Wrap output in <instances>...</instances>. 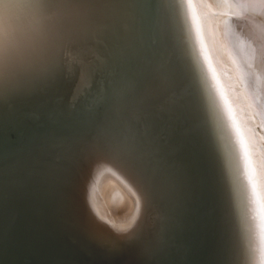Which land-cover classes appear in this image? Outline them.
Listing matches in <instances>:
<instances>
[{
	"label": "bare ground",
	"instance_id": "bare-ground-1",
	"mask_svg": "<svg viewBox=\"0 0 264 264\" xmlns=\"http://www.w3.org/2000/svg\"><path fill=\"white\" fill-rule=\"evenodd\" d=\"M228 41L264 112L262 0H0V264H178L177 240L184 264H264V169L238 157ZM188 154L220 228L230 211L222 243L185 207Z\"/></svg>",
	"mask_w": 264,
	"mask_h": 264
},
{
	"label": "water",
	"instance_id": "water-1",
	"mask_svg": "<svg viewBox=\"0 0 264 264\" xmlns=\"http://www.w3.org/2000/svg\"><path fill=\"white\" fill-rule=\"evenodd\" d=\"M138 4H140V3L138 2ZM139 6L136 8V11L138 10L137 13H138V16H139V18H138L139 27L142 26V25H145V27H146V25H147L148 27L146 29H147L148 37L149 38H150V36L152 37L151 31H152L153 35L156 37L157 30H155V26L152 23L153 18H151V17L148 18V16H145V13L141 10V7H139ZM138 51L140 53V50H138ZM1 105H5V104H1ZM24 108H25V106H22L20 109H24ZM0 110L3 111V108L0 107ZM206 131H207V126H206ZM183 140H186V138L183 137ZM181 159L184 160V163L182 164V172H180V175L182 177L183 172H184L186 178H189V180H190L189 189H184L183 185H182V188H183V190L185 192V198H184L185 207L190 206L189 208H192L191 209V216L193 218V222H195L198 219L204 220L205 224H207V226H205V224H204V226L207 227V231L208 232L210 231L211 228H213V225H215L214 228H216V230H213V231L209 232L208 237H210V236L211 237H216L215 243H219V238H220V241L222 243L223 235H224V231H225V229L223 227V225H224L223 222L226 225H228V221H226V219H227L228 213L230 211L229 212L226 211V213L222 216V220L223 221L221 223L222 227L220 228L218 226V220H215L217 218L216 214L218 213L217 209H215L214 207L212 208L213 205L210 203V201L208 199L209 198L208 197L209 196L208 192H209V187H210L209 184L210 183H209L206 167H204V165H203V163L206 165L205 161H203V163H202L201 158H200V156L198 154H196V156H193L194 163L191 161L192 157H189V154L186 155L185 157L181 158ZM196 162L200 163L198 173L192 169V167H197L198 168V163H196ZM179 170H181V169H179ZM192 180L194 181V184H193ZM226 182H227V180H226ZM227 184H226V187H227ZM228 195H229V191L227 190V196ZM209 208H212V209H209ZM227 208L230 210L228 204H227ZM211 210L213 211L212 215L210 214V212L208 213V211H211ZM157 215L158 214H156V216ZM174 220H176V217H174ZM196 229L198 230V228H196ZM144 232L145 231L142 232V229H140V230L138 229V230H136L134 232L135 234L134 233L129 234L128 236H129L130 240L127 241V242L122 243L118 247V249H116L115 251H113L111 253V254H113L114 261L117 262L119 258L124 256L125 253L128 252L127 251L128 249L133 251L135 249V246L137 245V243L138 242H142L141 240L144 238ZM210 233H212V234H210ZM211 237L209 238L210 240H211ZM71 238L74 239L73 241H75V237L71 236ZM198 239H199V241H198L199 244L198 245L200 247L201 246L203 247V242L205 244V242H206V240L208 238H206L204 240V238H199V235H198ZM213 240H214V238L211 241H213ZM81 243H84L86 245V240H82ZM180 243L181 242L179 240L174 241L173 250L169 249L167 251V253H175L176 256L174 255L173 261L174 262L176 261V263L179 261L178 264H184V262H186V257H185V253L183 254V251H182L183 248L182 249H181V247L179 248L180 254H178V252H177V248L179 247ZM204 247H205V245H204ZM8 250L14 251L13 249H8ZM22 251L26 253V251L21 249V251L18 252V254L23 253ZM217 251L219 252V248L217 249ZM228 251H229V249L226 248L225 251H224L225 257L227 255ZM181 252H182V254H181ZM156 256H154V257H156ZM18 257H20V256H18ZM176 258H177V260H176ZM137 261L138 260H137V257H136L132 261L129 260L128 264H136ZM155 261L156 260L154 258L148 264H155L154 263ZM125 263L126 262H124V264ZM10 264H20V263L18 261H14V262H10Z\"/></svg>",
	"mask_w": 264,
	"mask_h": 264
},
{
	"label": "rangeland",
	"instance_id": "rangeland-1",
	"mask_svg": "<svg viewBox=\"0 0 264 264\" xmlns=\"http://www.w3.org/2000/svg\"><path fill=\"white\" fill-rule=\"evenodd\" d=\"M219 11H218V13L219 12H221V13H223L224 11H226V9L225 8H223L222 6H220V8L218 7L217 8ZM227 42V41H226ZM228 48H229V55H230V57L233 59L232 61L234 62V63H231L232 64V66H233V72H231V74L233 75H231L232 76V81L231 82H229L228 84L230 85V86H228V88L230 89V94L232 95H230L231 97H232V105H238V106H234V110L233 109H231V111L232 112H234V114H236V117H237V119H235L234 117V120H233V118H232V116H230V123H232L233 121H235V122H233L234 124H235V126H238V129H239V131L243 134V132H244V136H246V137H243V140L241 141V139H240V141L239 142H237V145H236V143H235V145H236V147H237V153H238V157H240V159L242 158V157H244V156H242V154H241V152H242V150H244L245 151V153H247V156H246V159H248L249 161H250V163H251V165L253 166V164L254 163H256V161H257V158H259V161L257 162L258 164H260V168H262V169H264V133H263V131L261 132V126L263 125V127H264V112L262 111V108H261V106L258 104V99H257V101H256V97H255V94H254V92H252L251 90H250V83H249V79H247V77L245 76V75H243V71H245V70H243V71H241V68H242V66H241V64H239L238 62V60H237V53H236V49L233 47V45H231L230 44V42L228 41ZM233 48V49H232ZM233 51V52H232ZM229 57V58H230ZM230 58V59H231ZM236 58V59H235ZM227 60V59H226ZM229 60V59H228ZM238 61V62H237ZM234 64V65H233ZM236 66V67H235ZM202 71H203V69H201ZM204 72V71H203ZM243 76L245 77L244 79H243ZM207 81H206V85H207V83H208V85H207V87L208 88H211L214 84H213V81L211 80L210 81V79H206ZM223 81H222V79H221V83H222ZM211 83H212V85H211ZM246 84V85H245ZM224 85V84H223ZM248 85V86H247ZM217 86H220V84L218 83V85ZM242 87H244V89L242 88ZM223 88V87H222ZM227 88V87H226ZM234 88V89H233ZM246 88V89H245ZM223 89H225V88H223ZM226 90V89H225ZM235 90V91H234ZM245 91V92H243V91ZM234 91V92H233ZM249 91V92H248ZM235 93V94H234ZM246 93V94H245ZM234 94V95H233ZM238 94V95H237ZM240 94V95H239ZM236 95V96H235ZM247 95H248V98H247ZM239 96H241V97H239ZM233 97H234V99H233ZM236 97H238V98H240V99H237ZM245 98V99H244ZM247 98V99H246ZM250 99V100H249ZM254 100V101H253ZM249 101V102H248ZM244 102V103H243ZM255 102V103H254ZM260 102V101H259ZM233 103H235V104H233ZM254 105H253V104ZM255 104H256V106H255ZM260 104H261V102H260ZM239 105H241V106H239ZM245 108H244V107ZM254 106V107H253ZM253 107V108H252ZM256 107V109H254ZM259 107H260V109H261V111H258V110H260L259 109ZM241 108V109H240ZM253 110V111H252ZM243 113H242V112ZM246 112V113H245ZM241 113V115H239ZM245 113V114H244ZM256 113V114H255ZM258 113V114H257ZM255 116V117H254ZM258 116V117H257ZM257 117V118H256ZM254 119H255V121L257 122V125H256V129H255V121H254ZM259 119V120H258ZM241 120V121H240ZM244 120H245V122H244ZM248 121H251V122H248ZM262 121H263V123H262ZM241 122V123H240ZM259 122V123H258ZM237 123H239V125L237 124ZM247 123V124H246ZM237 124V125H236ZM242 125V127H241V125ZM245 124V125H244ZM248 125V126H247ZM230 124L229 123H227V125L225 126L226 128V130H228L229 131V129H230ZM247 126V127H246ZM251 126V127H250ZM259 126V127H258ZM243 128V129H241V128ZM248 131H247V130ZM262 130H264V128H262ZM239 132V133H240ZM235 133V139L237 140V138H238V135H237V131H235L234 132ZM240 136V135H239ZM253 136H254V138H253ZM257 136H258V138H257ZM251 138H252V140H251ZM260 138V139H259ZM257 139V140H256ZM262 139V140H261ZM258 140H260L261 141V143L258 141ZM249 141V142H248ZM257 143H256V142ZM249 144H250V147H249ZM263 145V146H262ZM254 155V156H253ZM248 157V158H247ZM254 158V159H253ZM248 161V162H249ZM255 168H253V172L254 173H256L257 172V170L255 169ZM263 174H264V170H263ZM264 179H263V177H262V179L260 178V184L261 185H263V188H264ZM264 193L262 192L261 193V195H262V198L264 199V195H263ZM255 201H257V199L255 200ZM262 213L263 214H261L260 216H257L256 218H255V222L256 223H258L259 224V226H261L262 224H264V208H263V210H262ZM263 222V223H262ZM264 226V225H263ZM263 238H264V235H263ZM255 252V251H254Z\"/></svg>",
	"mask_w": 264,
	"mask_h": 264
},
{
	"label": "snow or ice",
	"instance_id": "snow-or-ice-1",
	"mask_svg": "<svg viewBox=\"0 0 264 264\" xmlns=\"http://www.w3.org/2000/svg\"><path fill=\"white\" fill-rule=\"evenodd\" d=\"M262 2H264V0H262ZM246 154V153H245Z\"/></svg>",
	"mask_w": 264,
	"mask_h": 264
}]
</instances>
